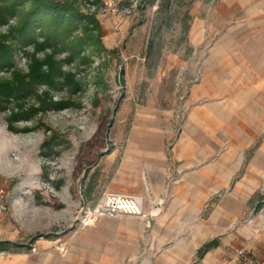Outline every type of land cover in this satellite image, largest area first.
Returning a JSON list of instances; mask_svg holds the SVG:
<instances>
[{
	"label": "rangeland",
	"instance_id": "374dc122",
	"mask_svg": "<svg viewBox=\"0 0 264 264\" xmlns=\"http://www.w3.org/2000/svg\"><path fill=\"white\" fill-rule=\"evenodd\" d=\"M54 1L70 4L79 16L68 28L67 39L51 40L56 43L55 50L52 44H40L45 35L38 25L30 31L31 37H19L16 29L30 0H23L13 12H6L0 1V52L9 44L11 49L0 59V88L5 80L33 76L30 70L35 59L53 55L62 70L54 76V85L33 81V89L25 95L5 101L0 98V106H4L0 108V188L7 194V217L10 204L16 201L22 208L19 222L29 220L27 229L49 226L43 234L25 233L14 240L23 244H5L6 249L0 250L4 258L15 248L35 247L31 244L41 235L48 240L59 237L48 248L65 254L75 229L92 237L99 221L102 231L95 237L104 247L112 243L118 223L130 225L114 218L141 219L119 214L101 216L91 225L79 226L78 220L74 221L81 209L93 207L105 193H123L114 188L112 180L130 138L145 137L140 126L149 124L148 130L153 131L162 108L180 105L185 98L180 96L187 94L185 76L192 72L196 76L197 68L201 69L199 61L190 60L195 51L187 38L192 12L225 4L223 0ZM261 1L252 2L257 12L264 8ZM41 68L47 71L45 61ZM50 97L65 104L45 112L42 108L50 106ZM21 108L29 114L15 126L27 130L13 132L8 129L7 117ZM262 187L264 178L258 190L264 194ZM152 208L153 202L145 211ZM145 227L151 228L152 220ZM123 242L135 255L153 249L152 239L147 242L127 236ZM60 245L65 252L58 249Z\"/></svg>",
	"mask_w": 264,
	"mask_h": 264
},
{
	"label": "crops",
	"instance_id": "0c3cea01",
	"mask_svg": "<svg viewBox=\"0 0 264 264\" xmlns=\"http://www.w3.org/2000/svg\"><path fill=\"white\" fill-rule=\"evenodd\" d=\"M223 1L192 12L190 60L200 62L201 75L185 76L182 103L162 108L153 131L140 126L145 137L130 138L116 167L114 188L139 196L144 210L165 199L152 227L122 215L114 219L130 225L119 220L104 247L95 237L99 221L92 237L75 229L65 254L48 248L59 237L41 235L31 244L39 247L34 252L15 248L0 264H231L241 246L264 264V204L255 210L253 200L264 178V8L257 12L254 0ZM21 210L14 201L9 217L0 215V241L23 244L14 240L49 229H27ZM248 218L255 224H246ZM127 236L152 239L153 249L135 255L123 242ZM212 240L216 244L197 258L198 248Z\"/></svg>",
	"mask_w": 264,
	"mask_h": 264
},
{
	"label": "trees",
	"instance_id": "16d2710c",
	"mask_svg": "<svg viewBox=\"0 0 264 264\" xmlns=\"http://www.w3.org/2000/svg\"><path fill=\"white\" fill-rule=\"evenodd\" d=\"M1 3L5 4V10L8 11H16L19 8L23 0H0ZM2 16L0 12V17ZM78 11L68 3L58 2L54 0H30V5L28 9L25 11L22 21L17 26L16 29L18 31L19 37L22 39H27L29 36L31 37V30L34 26L38 25L39 28H42V33L45 35L44 42L40 43L52 44L54 50L56 49L55 42L53 40L61 41L67 39V30L69 27L75 25V20H77ZM52 40V41H51ZM5 51L0 52V59H5V54L10 53V44L6 46ZM47 67V71L42 70V65L44 64ZM59 60L55 59L53 55H49L47 59L43 60H33V66H31V72L33 71V76H20L17 80L10 79L3 81L2 87L0 88V98L5 101L8 97H14L17 94H26V91L29 89H33L30 82H44L47 85H54V76L57 74H61L62 70L59 67ZM35 66V67H34ZM2 83V82H1ZM48 105L43 107L42 109L46 112L49 108L58 109L60 105L65 104L62 100L53 102L51 97L48 99ZM4 106H0L3 108ZM29 113L21 108L17 112H11L7 117L8 119V129L11 131H18L15 126L16 121L19 118H25ZM27 130V128H24ZM253 200L256 201L255 210H259L264 204V194L257 191L253 195ZM10 243L9 241H0V250L6 249L4 247L5 244ZM216 244V240H212L203 244L198 248L196 256L197 258H201L204 253L212 246Z\"/></svg>",
	"mask_w": 264,
	"mask_h": 264
},
{
	"label": "built area",
	"instance_id": "2783aa9c",
	"mask_svg": "<svg viewBox=\"0 0 264 264\" xmlns=\"http://www.w3.org/2000/svg\"><path fill=\"white\" fill-rule=\"evenodd\" d=\"M196 76L201 75V69L197 68ZM179 83H183V79H180ZM188 87L185 91V94ZM185 95H181L183 99ZM264 189V187H262ZM163 199L160 198L157 201L156 207L145 211L143 208V201L139 196L123 193L107 192L102 198L93 206L88 207L84 212L81 209L76 216L75 220H78L79 226L91 225L101 216H116L119 214L137 216L145 221L146 226H150L151 218L154 217L159 211L160 206L163 204ZM7 194L6 191L0 188V215L7 211ZM251 218L246 220L248 225L252 224ZM60 251L65 252V247L60 245L58 247ZM31 251H35V247L31 248ZM233 264H256L253 256L247 250L246 247L241 246L237 248L234 257L231 259Z\"/></svg>",
	"mask_w": 264,
	"mask_h": 264
},
{
	"label": "bare ground",
	"instance_id": "6f19581e",
	"mask_svg": "<svg viewBox=\"0 0 264 264\" xmlns=\"http://www.w3.org/2000/svg\"><path fill=\"white\" fill-rule=\"evenodd\" d=\"M24 128H26V127H24V126H23V128L17 127L18 131H13V132L25 131Z\"/></svg>",
	"mask_w": 264,
	"mask_h": 264
}]
</instances>
